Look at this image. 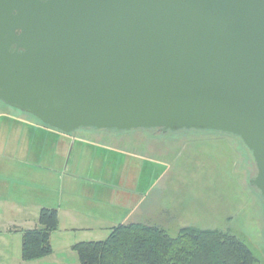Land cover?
I'll return each instance as SVG.
<instances>
[{
	"label": "water",
	"instance_id": "1",
	"mask_svg": "<svg viewBox=\"0 0 264 264\" xmlns=\"http://www.w3.org/2000/svg\"><path fill=\"white\" fill-rule=\"evenodd\" d=\"M0 100L66 133L233 134L264 198V0H0Z\"/></svg>",
	"mask_w": 264,
	"mask_h": 264
},
{
	"label": "rangeland",
	"instance_id": "2",
	"mask_svg": "<svg viewBox=\"0 0 264 264\" xmlns=\"http://www.w3.org/2000/svg\"><path fill=\"white\" fill-rule=\"evenodd\" d=\"M0 112L40 122L2 100ZM67 134L100 148L98 156L90 152L84 174L89 176L80 180L92 184L91 180L97 178V186L104 188L77 195L81 202L70 204L75 200L62 189L61 179L50 181L49 169L43 168V181L35 185L41 207H62L63 214V208H83L93 213L103 205L116 213L97 228L91 220L79 224L92 225V229L57 228L51 234L52 253L32 264H81L75 243L106 239L114 221L146 219L162 224L171 236L186 226L229 231L251 249L254 264H264V198L251 184L255 164L237 136L195 129L164 132L90 127ZM36 225L40 227L38 218Z\"/></svg>",
	"mask_w": 264,
	"mask_h": 264
},
{
	"label": "crops",
	"instance_id": "3",
	"mask_svg": "<svg viewBox=\"0 0 264 264\" xmlns=\"http://www.w3.org/2000/svg\"><path fill=\"white\" fill-rule=\"evenodd\" d=\"M91 144L41 121L0 112V264H32L46 257L30 261L22 259V232L38 227L37 209L42 207L41 200L35 197V185L43 181V168L49 169L50 181L52 178L54 182L61 179L62 189L65 188L69 192L67 196L70 194L75 200H69L70 204L81 202L77 195L82 197L84 192L104 188V185L97 186V178L91 180L92 184L80 180L89 176L84 174L90 152L95 151L96 156L99 155L100 148L96 149L92 146L95 144ZM111 200L114 201L113 198ZM82 209L63 208L62 214V207L58 208V230L93 228L92 225H80L81 220H91L97 228L108 223L106 218H114L116 213L113 208L103 205L93 213ZM119 223L114 221L110 228Z\"/></svg>",
	"mask_w": 264,
	"mask_h": 264
},
{
	"label": "trees",
	"instance_id": "4",
	"mask_svg": "<svg viewBox=\"0 0 264 264\" xmlns=\"http://www.w3.org/2000/svg\"><path fill=\"white\" fill-rule=\"evenodd\" d=\"M245 148L254 162L251 151ZM38 221L40 227L22 232L24 261L45 257L53 251L50 238L58 228V209L42 207ZM73 247L81 264H254L256 261L247 244L229 231L186 226L171 236L162 224L149 219L122 221L111 228L106 239L80 241Z\"/></svg>",
	"mask_w": 264,
	"mask_h": 264
}]
</instances>
